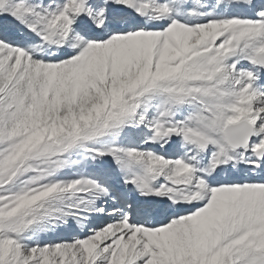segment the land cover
<instances>
[{
    "label": "snow or ice",
    "instance_id": "6c2138e0",
    "mask_svg": "<svg viewBox=\"0 0 264 264\" xmlns=\"http://www.w3.org/2000/svg\"><path fill=\"white\" fill-rule=\"evenodd\" d=\"M0 264H264V0H0Z\"/></svg>",
    "mask_w": 264,
    "mask_h": 264
}]
</instances>
